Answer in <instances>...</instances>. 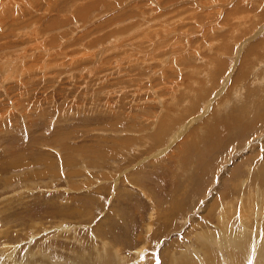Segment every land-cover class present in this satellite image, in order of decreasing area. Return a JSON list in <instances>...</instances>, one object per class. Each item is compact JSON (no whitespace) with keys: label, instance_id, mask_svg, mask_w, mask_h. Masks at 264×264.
Listing matches in <instances>:
<instances>
[{"label":"rangeland","instance_id":"obj_1","mask_svg":"<svg viewBox=\"0 0 264 264\" xmlns=\"http://www.w3.org/2000/svg\"><path fill=\"white\" fill-rule=\"evenodd\" d=\"M153 1L35 0L49 53L0 41V264H264V0L189 40Z\"/></svg>","mask_w":264,"mask_h":264},{"label":"bare ground","instance_id":"obj_2","mask_svg":"<svg viewBox=\"0 0 264 264\" xmlns=\"http://www.w3.org/2000/svg\"><path fill=\"white\" fill-rule=\"evenodd\" d=\"M34 1L35 0H0V33L3 34V36H1L2 39H0V41L1 40L2 41L3 40L4 41H8V40H12V39L15 40V41H19V40H22L24 38L23 42L25 40H28V42L31 43L32 46L30 48H31V51L32 52L35 51L34 53H39L41 51V53H44V52H48L49 53V51L47 49H44L43 46L37 41V38L39 36V33L36 32V29H38V28H37V25L35 26V24H36L35 21H33L34 24H33L32 30H31L32 32H29V33L26 32V34H22V30L21 29H24L27 26L26 23H29V22H26L25 23V20H21L19 18L22 15L21 13L23 11V8H28V7L31 8L32 5H33V3H34ZM43 1H45V0H43ZM55 1L56 0H49V2H55ZM174 1L187 2V4H185V6L182 5L183 6V10H182V8H180L185 14L182 15V16L181 15H178V13L180 12V10L178 11L175 8V10H171V11H169V13L167 12L168 14H170V16H166L164 14H162V15H163L164 18H166L167 26H169L168 29H170V27H172V30L169 31V33H177V34H174L172 36H177L178 34L187 35L188 32H190V31L192 32L193 30H195V28L193 26H194L195 23H197V21H195V20H197L196 19V16L197 17H201L204 14V13H201V12H198L199 13L198 14L196 12L197 11L196 10L197 7H202L204 5V7H202V8H204V9L206 8L207 9L209 3H205L203 0L202 1L200 0L201 3L200 2H197V0H154L153 2L156 3L158 5V7L163 11L166 8L167 5L168 6L171 5L170 3H175V4L177 3V2H174ZM175 6H177V5H175ZM91 8L92 7H85V8L80 9L79 12L82 11L83 9H85V11H87V12H90V9ZM15 9H16V11H15ZM24 11H26V10H24ZM182 11H181V13H182ZM222 12L225 13V11H222ZM26 15H27V12H26ZM30 15H31V13H30ZM204 16H205V14H204ZM22 18H23V16H22ZM209 18L211 19V17H209ZM200 19H202V18H200ZM31 20H33V18ZM38 20L36 19L37 22H38ZM26 21H28V20H26ZM206 21L207 20L202 21L201 22V25L203 24L202 26H204V24L206 23ZM211 21H213V20H208L207 23H211ZM31 22L32 21H30V23ZM23 24H25L23 26V28L17 30L16 26L18 27V26H21ZM14 26H15V29H13ZM198 29H200V28H198ZM164 31H166V30L164 29ZM19 33L21 34V36H20ZM162 33L163 32H161V34ZM166 33L167 32L164 33L166 36H169V37L171 36V35H168ZM19 36L21 38H19ZM189 36L190 35H187V39L189 38ZM35 41H37V45H35V43H34ZM95 42H97V41H95ZM6 46H8V45L7 44H0V51L2 50L4 52V50L2 48L3 47H6ZM7 49L8 48H5V50H7Z\"/></svg>","mask_w":264,"mask_h":264}]
</instances>
